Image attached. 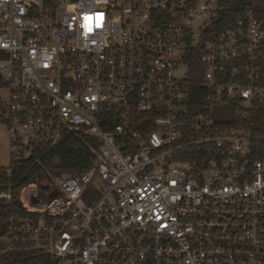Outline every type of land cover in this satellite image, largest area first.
Wrapping results in <instances>:
<instances>
[{"label":"built area","instance_id":"built-area-1","mask_svg":"<svg viewBox=\"0 0 264 264\" xmlns=\"http://www.w3.org/2000/svg\"><path fill=\"white\" fill-rule=\"evenodd\" d=\"M222 1L0 0L11 162L66 135L92 153L82 171L23 185L17 205L0 192V258L264 264L250 134L264 126V15L247 6L213 31ZM197 48L200 100L185 60Z\"/></svg>","mask_w":264,"mask_h":264},{"label":"trees","instance_id":"trees-1","mask_svg":"<svg viewBox=\"0 0 264 264\" xmlns=\"http://www.w3.org/2000/svg\"><path fill=\"white\" fill-rule=\"evenodd\" d=\"M224 10L218 13L219 23L213 24V31L230 26L241 9L253 6L258 13L264 15V0H223L220 4ZM200 50L197 48L188 51L186 64L188 65V81L192 98L200 100L204 95L201 87L202 67L199 62ZM260 79L264 83V27L260 40L258 58ZM7 83L0 77V88H5ZM0 123L6 124L5 109L0 111ZM251 154L255 159H264V126L250 131ZM92 153L82 145L74 136L66 135L60 143L51 147L36 145L35 153L29 160L11 162L8 170L0 167V192L8 187L12 192V203L18 204V190L25 184L38 182L44 173L58 174L62 171H82L91 164ZM38 176V177H37ZM6 206L0 201V215H3ZM0 221V231L2 229ZM0 264H49L47 258L41 253H16L6 254L0 258Z\"/></svg>","mask_w":264,"mask_h":264},{"label":"rangeland","instance_id":"rangeland-1","mask_svg":"<svg viewBox=\"0 0 264 264\" xmlns=\"http://www.w3.org/2000/svg\"><path fill=\"white\" fill-rule=\"evenodd\" d=\"M186 70L185 68H180L176 75L179 78L184 77ZM8 94L7 89L0 88V111L5 107L7 102ZM11 165V156H10V146H9V136L6 129V126L0 123V167H4L8 170Z\"/></svg>","mask_w":264,"mask_h":264},{"label":"water","instance_id":"water-1","mask_svg":"<svg viewBox=\"0 0 264 264\" xmlns=\"http://www.w3.org/2000/svg\"><path fill=\"white\" fill-rule=\"evenodd\" d=\"M206 30H207V27H205L203 31H206ZM102 123H104V122H102Z\"/></svg>","mask_w":264,"mask_h":264}]
</instances>
